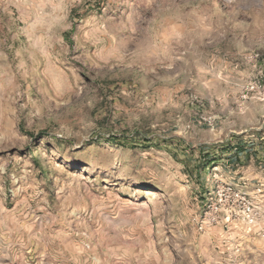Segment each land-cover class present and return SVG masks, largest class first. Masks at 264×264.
Returning <instances> with one entry per match:
<instances>
[{
	"label": "rangeland",
	"instance_id": "374dc122",
	"mask_svg": "<svg viewBox=\"0 0 264 264\" xmlns=\"http://www.w3.org/2000/svg\"><path fill=\"white\" fill-rule=\"evenodd\" d=\"M0 264H264V0H0Z\"/></svg>",
	"mask_w": 264,
	"mask_h": 264
},
{
	"label": "built area",
	"instance_id": "2783aa9c",
	"mask_svg": "<svg viewBox=\"0 0 264 264\" xmlns=\"http://www.w3.org/2000/svg\"><path fill=\"white\" fill-rule=\"evenodd\" d=\"M216 170L218 168L214 169ZM203 207V221L199 227L200 230L204 226L220 223L225 226L230 220L241 219L247 225H253L257 220V213L250 199L237 185L225 183L223 180L216 181L209 189ZM222 217H225V221Z\"/></svg>",
	"mask_w": 264,
	"mask_h": 264
},
{
	"label": "crops",
	"instance_id": "0c3cea01",
	"mask_svg": "<svg viewBox=\"0 0 264 264\" xmlns=\"http://www.w3.org/2000/svg\"><path fill=\"white\" fill-rule=\"evenodd\" d=\"M213 185V181L211 180L210 183H209V188H211Z\"/></svg>",
	"mask_w": 264,
	"mask_h": 264
},
{
	"label": "trees",
	"instance_id": "16d2710c",
	"mask_svg": "<svg viewBox=\"0 0 264 264\" xmlns=\"http://www.w3.org/2000/svg\"><path fill=\"white\" fill-rule=\"evenodd\" d=\"M236 154H238V153H236Z\"/></svg>",
	"mask_w": 264,
	"mask_h": 264
}]
</instances>
